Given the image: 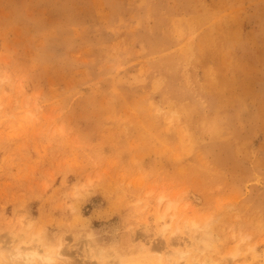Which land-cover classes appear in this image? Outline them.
I'll use <instances>...</instances> for the list:
<instances>
[{"label": "rangeland", "instance_id": "1", "mask_svg": "<svg viewBox=\"0 0 264 264\" xmlns=\"http://www.w3.org/2000/svg\"><path fill=\"white\" fill-rule=\"evenodd\" d=\"M180 213L264 264V0H0V264H168Z\"/></svg>", "mask_w": 264, "mask_h": 264}, {"label": "bare ground", "instance_id": "2", "mask_svg": "<svg viewBox=\"0 0 264 264\" xmlns=\"http://www.w3.org/2000/svg\"><path fill=\"white\" fill-rule=\"evenodd\" d=\"M164 200H165V198L162 195H160L157 199L158 204L163 202L164 205H166V208L164 209V211L161 214L156 215V220H158L162 224L160 234L166 236L165 232L167 230H165V229L167 227H169L170 224L165 223L163 219H164L165 214L168 211V209L170 207H172L174 204H173V201H166V200L164 201ZM174 215L175 214L172 213L171 219L174 217ZM176 216H177V219L175 221H177V223H179L178 224L179 227L176 225L175 229L173 231L170 230L173 233V236H174V233L180 229V224H182V228H183L182 231L186 232V234H188L190 237H192L190 244L188 245L189 249L186 247L181 252L176 251V252H179V254H180V256H179L180 260H181V258L186 259V258L190 257V263L191 264H217V261H215V259H213L211 257H203L202 259H200L201 254L206 249H208L210 247L211 241H212V237H211L212 235L210 234V232L207 229L208 224L204 223L203 225H199L195 221L185 220V218L182 217V213L177 214ZM177 223H175V224H177ZM12 232H14V231H11V233ZM22 233H24V232H22ZM30 233L31 234L28 235L27 238H24L22 236L24 234L20 235L21 239L19 241V244L15 246L13 251L10 250L9 248L7 249V246L5 247L6 252H7V250L10 252L9 255H10L11 262L9 261V263H12V264H34L35 262H38L40 264L52 263L54 258L52 256H50V254L39 252V249H38L39 243H40L39 237L36 238L35 234H33L32 232H30ZM172 233L170 234V236L167 239H165V245L162 247L163 254L167 257L174 255L175 251L173 249L174 248L176 249V247H177L176 242L173 243L174 241H173V238L171 236ZM5 235H6V237H9V236H7L8 234H5ZM5 235H3V236H5ZM16 235H15V238H17L19 236L18 235L16 237ZM25 236H27V235H25ZM12 237H13V235H12ZM171 238H172V240H171ZM2 239H3V237H2ZM6 239L4 238V240H6ZM12 239H14V238H12ZM6 242H7V240H6ZM22 246H25V247H22ZM109 252H110V250H109ZM113 253H114L113 254L114 257L116 254L118 255V253H116V252H113ZM235 254H236V250L233 249L232 252L228 253V256L230 258H232L235 256ZM54 255L61 256V253L59 250H57ZM178 260H179L178 258H177V260L176 259H174L172 261L168 260V264H182V263H179L181 261L180 260L178 261ZM106 264H108V263H106ZM158 264H163V263L159 262Z\"/></svg>", "mask_w": 264, "mask_h": 264}]
</instances>
